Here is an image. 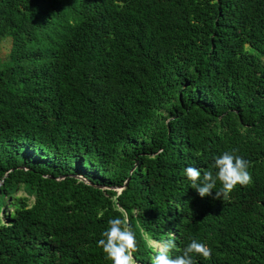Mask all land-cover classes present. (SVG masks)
Wrapping results in <instances>:
<instances>
[{
	"label": "trees",
	"instance_id": "obj_1",
	"mask_svg": "<svg viewBox=\"0 0 264 264\" xmlns=\"http://www.w3.org/2000/svg\"><path fill=\"white\" fill-rule=\"evenodd\" d=\"M0 36V264H112L124 215L136 264H264V0H0ZM233 150L252 183L201 198Z\"/></svg>",
	"mask_w": 264,
	"mask_h": 264
},
{
	"label": "clouds",
	"instance_id": "obj_2",
	"mask_svg": "<svg viewBox=\"0 0 264 264\" xmlns=\"http://www.w3.org/2000/svg\"><path fill=\"white\" fill-rule=\"evenodd\" d=\"M249 166L250 162L236 155L233 150L216 156L211 168L202 170L188 166L184 169V174L201 198L210 196L219 182L221 186L219 190H215V198L225 201L230 198L237 185L246 187L252 183ZM212 169L216 170L215 173ZM108 225L107 230L102 233L103 238L97 242V247L102 249L106 259L112 264H136V235L130 227L127 215L110 219ZM175 239L172 232H168L167 238L162 240H153L146 236L147 244L154 252L151 264H196L195 256L204 259L211 257L212 250L206 244L193 239L185 248L177 249ZM173 250L180 254L173 256Z\"/></svg>",
	"mask_w": 264,
	"mask_h": 264
},
{
	"label": "rangeland",
	"instance_id": "obj_3",
	"mask_svg": "<svg viewBox=\"0 0 264 264\" xmlns=\"http://www.w3.org/2000/svg\"><path fill=\"white\" fill-rule=\"evenodd\" d=\"M11 38L8 36H0V63L11 51ZM1 214V213H0Z\"/></svg>",
	"mask_w": 264,
	"mask_h": 264
},
{
	"label": "water",
	"instance_id": "obj_4",
	"mask_svg": "<svg viewBox=\"0 0 264 264\" xmlns=\"http://www.w3.org/2000/svg\"><path fill=\"white\" fill-rule=\"evenodd\" d=\"M128 180H129V178H127V180L125 181L124 185H126V184L128 183ZM0 184H1V182H0ZM121 188H122V187H120L119 190H120Z\"/></svg>",
	"mask_w": 264,
	"mask_h": 264
}]
</instances>
